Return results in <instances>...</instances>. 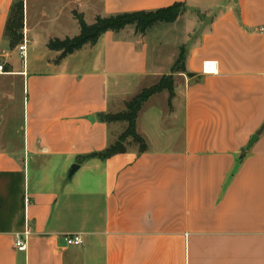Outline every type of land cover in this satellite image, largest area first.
<instances>
[{
  "label": "crops",
  "instance_id": "1",
  "mask_svg": "<svg viewBox=\"0 0 264 264\" xmlns=\"http://www.w3.org/2000/svg\"><path fill=\"white\" fill-rule=\"evenodd\" d=\"M15 1L0 0V74L24 95L20 148H0V264H264V0H23L22 52L3 35ZM174 2L214 14L172 74L170 105L163 90L139 110L145 151L93 156L123 123L102 116L169 74L151 33L168 26L106 31L58 61L48 41L79 34L74 10L87 22ZM73 234L84 243L67 245Z\"/></svg>",
  "mask_w": 264,
  "mask_h": 264
},
{
  "label": "trees",
  "instance_id": "2",
  "mask_svg": "<svg viewBox=\"0 0 264 264\" xmlns=\"http://www.w3.org/2000/svg\"><path fill=\"white\" fill-rule=\"evenodd\" d=\"M186 5L183 2H174L168 6L155 9H140L109 14L106 16H96L91 24L85 22L83 15L73 11L77 20L80 32L73 37L64 39H50L47 47L51 50L59 51L57 61L71 54L85 45H93L98 38L106 31L120 32L128 26L134 29V33L144 35L156 25L162 23H173L184 13ZM23 0H17L12 4L8 19L6 21L3 35L9 41L10 49L23 42V19H24ZM184 48L181 47L180 54L171 67V74L163 75L159 81L150 88L144 89L139 94L125 102L124 110L116 113H106L102 117L107 123L124 122L126 124L123 132L106 149L93 154L99 158L105 159L114 154L124 152L127 147L125 142L130 140L132 144L138 146L140 152L147 148L145 139L136 131V118L143 103L153 94L166 90L168 92V104L174 96L173 73L184 70ZM9 71V70H4ZM264 131V123L259 129V133Z\"/></svg>",
  "mask_w": 264,
  "mask_h": 264
},
{
  "label": "rangeland",
  "instance_id": "3",
  "mask_svg": "<svg viewBox=\"0 0 264 264\" xmlns=\"http://www.w3.org/2000/svg\"><path fill=\"white\" fill-rule=\"evenodd\" d=\"M87 1H101V0H87ZM213 14H214L213 9L202 10V9L186 8L184 13L181 14V16L179 17V20H177V22L173 24L168 23L169 25L166 23L159 24V25H167L168 27L160 28V30L151 32V33H155L156 36L161 39L164 38L166 41L164 44V48H162L161 50L162 51L161 56H163L164 59L163 60L164 68L163 70L160 71L161 73H169V74L172 73L170 66L174 64V62L176 61V59L180 54V48H179L180 45H185L184 54L186 56V51H187L186 49L190 44L196 42L198 35H200L202 31L206 28L209 19ZM86 17L88 24H91L94 19H92L89 14H87ZM194 19L196 20L194 21ZM152 31L154 30L152 29ZM155 52H156L154 53L155 56L160 54V53L158 54L157 51ZM15 54L17 56H13V63L17 65L21 60H23V55L20 56L18 50H16ZM17 57L19 59H17ZM24 58L25 60L27 59L26 54ZM8 67L9 65L6 64V68L4 70H7ZM162 76L158 75L156 76L155 79L150 78L149 80H146L140 85V87H137L138 89L136 90L134 89L135 92H138L137 94H139L144 89L150 88L151 86L156 84ZM155 94L158 95L155 100L159 101V103L161 100L162 102L165 101L166 99L165 96H162L160 92ZM134 96L130 97L128 100H130ZM23 98L24 95H23L22 83L20 79H18L17 77L0 74V148H7V149L20 148L22 141L21 128H22V120H23L22 117ZM125 102L121 104L119 103L117 110L119 111L124 110ZM147 110H149L148 107H145L142 111L141 114L142 116L140 119L141 127L144 124L143 119L148 112ZM118 125L119 126L115 131L114 141L118 138V136L123 132V130L126 127V124L124 122ZM129 141L127 140L125 142L127 148L137 147L136 144H132V142Z\"/></svg>",
  "mask_w": 264,
  "mask_h": 264
},
{
  "label": "built area",
  "instance_id": "4",
  "mask_svg": "<svg viewBox=\"0 0 264 264\" xmlns=\"http://www.w3.org/2000/svg\"><path fill=\"white\" fill-rule=\"evenodd\" d=\"M24 44H21L18 46L20 52L24 50ZM209 63V62H208ZM207 62L204 63V70L207 72L213 71L211 69H206ZM4 68L3 65L0 64V72H3ZM28 235V231L24 230L23 232L17 233L14 236V246L18 250H24L25 249V243H26V237ZM65 242L67 245H81L84 243V239L82 238L81 235L79 234H73V235H68L65 237Z\"/></svg>",
  "mask_w": 264,
  "mask_h": 264
},
{
  "label": "water",
  "instance_id": "5",
  "mask_svg": "<svg viewBox=\"0 0 264 264\" xmlns=\"http://www.w3.org/2000/svg\"><path fill=\"white\" fill-rule=\"evenodd\" d=\"M257 138H258V135L257 134H253L250 137L246 148L247 149L250 148L251 145L254 143V141H256ZM77 169H78V164H73L68 170V173H67L68 178H70Z\"/></svg>",
  "mask_w": 264,
  "mask_h": 264
}]
</instances>
